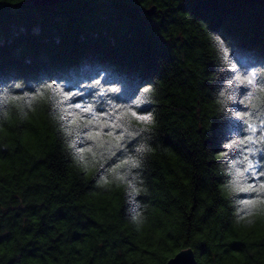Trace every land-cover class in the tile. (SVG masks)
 <instances>
[{"label":"trees","instance_id":"1","mask_svg":"<svg viewBox=\"0 0 264 264\" xmlns=\"http://www.w3.org/2000/svg\"><path fill=\"white\" fill-rule=\"evenodd\" d=\"M23 1L0 0V264H264V0Z\"/></svg>","mask_w":264,"mask_h":264},{"label":"water","instance_id":"2","mask_svg":"<svg viewBox=\"0 0 264 264\" xmlns=\"http://www.w3.org/2000/svg\"><path fill=\"white\" fill-rule=\"evenodd\" d=\"M74 0H24L18 6H22L24 4H29V5H53L56 3H61V2H70ZM157 11V6L152 5L149 8H147L146 12L149 15L155 14ZM187 261V264H199L198 260L196 258L195 252L191 248H185L178 252L176 255L171 257L167 264H184V261Z\"/></svg>","mask_w":264,"mask_h":264},{"label":"snow or ice","instance_id":"3","mask_svg":"<svg viewBox=\"0 0 264 264\" xmlns=\"http://www.w3.org/2000/svg\"><path fill=\"white\" fill-rule=\"evenodd\" d=\"M233 67H235V65H233ZM249 83H251L252 81L251 80H249L248 81ZM113 91H114V89H113ZM151 91V89L150 88H145L144 89V92H150ZM75 107L76 108H81V105L80 104H76L75 105ZM92 109L90 108V107H85L84 108V111H91ZM140 120H142V121H151V116L150 115H143V116H139L138 117ZM252 131L254 132L255 131V129L253 128L252 129ZM247 142L248 143H251V144H257V143H259V144H264V135H262V136H260V137H258V138H256V139H253L252 137H248L247 138ZM236 143V141H233V144H235ZM240 143H245V141H240ZM252 151H256V149L255 148H253V149H251ZM262 150H264V149H262ZM221 155H225V153H221ZM132 163H135V161H131ZM123 163H129V161H124ZM248 168L249 169H252L253 168V164L252 163H248ZM184 264H187V261L185 260L184 261Z\"/></svg>","mask_w":264,"mask_h":264}]
</instances>
